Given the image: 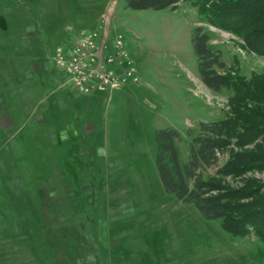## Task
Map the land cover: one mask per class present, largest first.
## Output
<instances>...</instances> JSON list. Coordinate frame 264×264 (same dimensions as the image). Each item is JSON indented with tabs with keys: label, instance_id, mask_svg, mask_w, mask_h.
<instances>
[{
	"label": "rangeland",
	"instance_id": "374dc122",
	"mask_svg": "<svg viewBox=\"0 0 264 264\" xmlns=\"http://www.w3.org/2000/svg\"><path fill=\"white\" fill-rule=\"evenodd\" d=\"M209 8L200 0L161 11H133L126 0H0V264H264V133L255 130L264 126V56L214 25ZM69 27L107 29L110 42L122 34L139 84L73 91L54 63ZM198 27L227 65L220 73L231 87L220 93L198 74ZM254 85L257 93L244 91ZM247 111L257 117L241 132ZM215 122L229 125L227 146L204 181L249 236L204 219L158 175L159 130L179 132L186 162L200 125Z\"/></svg>",
	"mask_w": 264,
	"mask_h": 264
},
{
	"label": "trees",
	"instance_id": "16d2710c",
	"mask_svg": "<svg viewBox=\"0 0 264 264\" xmlns=\"http://www.w3.org/2000/svg\"><path fill=\"white\" fill-rule=\"evenodd\" d=\"M183 0H126V6L133 11L144 10H175ZM205 5L210 4V20L222 29L241 34L249 40L254 51L264 56V0H200ZM210 36L202 28H196L192 37L193 52L197 61V71L202 82L210 90L220 93L224 88H230V81L221 75L227 69L220 51L210 46ZM259 89V87H258ZM246 93H257L256 85ZM261 91L264 92V83ZM246 124L241 132L249 126L250 118L254 112L247 111ZM251 113V114H250ZM257 117V116H254ZM249 121V122H248ZM231 122V121H230ZM234 122L230 123L233 128ZM239 123V122H238ZM236 125V123H235ZM239 124L238 127L240 126ZM228 124L225 122L202 123L199 134L189 144V156L186 162L182 161L178 141L180 134L173 128L161 129L156 134L157 155L156 167L163 189L166 193L173 194L179 201L193 205L199 214L206 220H222L228 233L235 236H249L248 224L239 220L242 225L233 227L228 215L229 211L226 197L219 193V188L214 184L204 181L205 173L209 168H214L219 163V154L227 146L226 131ZM247 130V129H246ZM256 132L264 133V126L255 128ZM220 175L229 173L218 172ZM253 212L251 215H254ZM259 215V216H258ZM262 215V214H261ZM253 223L260 229L263 225L256 218ZM260 221V222H259ZM236 222V221H233ZM238 223V222H237ZM255 224V223H254ZM260 235V234H259ZM264 240V233L261 237ZM42 260H40L41 262Z\"/></svg>",
	"mask_w": 264,
	"mask_h": 264
},
{
	"label": "built area",
	"instance_id": "2783aa9c",
	"mask_svg": "<svg viewBox=\"0 0 264 264\" xmlns=\"http://www.w3.org/2000/svg\"><path fill=\"white\" fill-rule=\"evenodd\" d=\"M66 33L69 44L56 49L54 63L78 95L107 94L127 83L139 84L135 62L122 34L114 33L110 42L107 29L103 33L75 32L69 27Z\"/></svg>",
	"mask_w": 264,
	"mask_h": 264
},
{
	"label": "crops",
	"instance_id": "0c3cea01",
	"mask_svg": "<svg viewBox=\"0 0 264 264\" xmlns=\"http://www.w3.org/2000/svg\"><path fill=\"white\" fill-rule=\"evenodd\" d=\"M69 248L67 247V250H68ZM66 264H68V263H66Z\"/></svg>",
	"mask_w": 264,
	"mask_h": 264
}]
</instances>
